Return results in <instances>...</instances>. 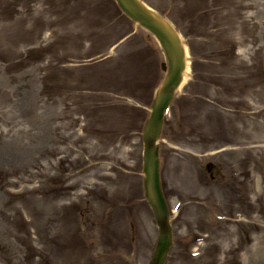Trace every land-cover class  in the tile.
<instances>
[{
	"label": "rangeland",
	"instance_id": "1",
	"mask_svg": "<svg viewBox=\"0 0 264 264\" xmlns=\"http://www.w3.org/2000/svg\"><path fill=\"white\" fill-rule=\"evenodd\" d=\"M144 1L197 59L160 142L167 264H264V0ZM164 61L114 0H0V264L149 263L142 138ZM228 157L248 173L241 207L197 181Z\"/></svg>",
	"mask_w": 264,
	"mask_h": 264
},
{
	"label": "water",
	"instance_id": "2",
	"mask_svg": "<svg viewBox=\"0 0 264 264\" xmlns=\"http://www.w3.org/2000/svg\"><path fill=\"white\" fill-rule=\"evenodd\" d=\"M122 8L134 19L155 33L170 59V72L168 80L161 89L153 106V113L146 128V165L145 187L147 197L154 208L158 223L161 227L160 242L151 264H162L171 244V229L169 226L168 209L165 203L159 179L158 148L154 145L158 138L163 113L169 105L174 89L179 85L184 69L183 51L179 42L168 34L165 29L148 13L143 10L135 0H118Z\"/></svg>",
	"mask_w": 264,
	"mask_h": 264
}]
</instances>
